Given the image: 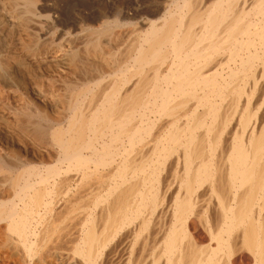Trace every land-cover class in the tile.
<instances>
[{"label": "bare ground", "instance_id": "obj_1", "mask_svg": "<svg viewBox=\"0 0 264 264\" xmlns=\"http://www.w3.org/2000/svg\"><path fill=\"white\" fill-rule=\"evenodd\" d=\"M147 5L0 0V264H264V0Z\"/></svg>", "mask_w": 264, "mask_h": 264}, {"label": "rangeland", "instance_id": "obj_2", "mask_svg": "<svg viewBox=\"0 0 264 264\" xmlns=\"http://www.w3.org/2000/svg\"><path fill=\"white\" fill-rule=\"evenodd\" d=\"M64 1V2H63ZM75 1V3H80V0H61L62 3H68V2H73ZM83 1V0H81ZM91 5L94 6V7H106L107 9H110L111 6L113 4H119V3H122L124 6H129L130 4L131 5H146L148 6L147 4L150 2H152L153 0H89ZM148 2V3H147ZM81 8V5L79 6V9ZM210 214V213H209ZM195 235L196 237L199 238V240H202V238H204V234L201 232V231H196L195 232ZM245 261H246V257H245V254H243L242 252H239V251H235L234 253V257H233V263L234 264H245Z\"/></svg>", "mask_w": 264, "mask_h": 264}]
</instances>
